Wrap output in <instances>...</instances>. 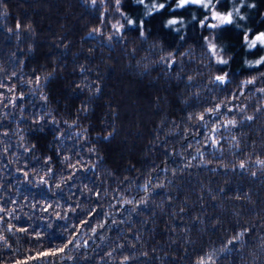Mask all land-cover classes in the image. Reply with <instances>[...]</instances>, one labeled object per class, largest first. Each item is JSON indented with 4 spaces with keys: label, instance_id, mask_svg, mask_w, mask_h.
Masks as SVG:
<instances>
[{
    "label": "trees",
    "instance_id": "obj_1",
    "mask_svg": "<svg viewBox=\"0 0 264 264\" xmlns=\"http://www.w3.org/2000/svg\"><path fill=\"white\" fill-rule=\"evenodd\" d=\"M245 3L209 29L196 6L0 0V264H264V48L243 40L264 0Z\"/></svg>",
    "mask_w": 264,
    "mask_h": 264
},
{
    "label": "snow or ice",
    "instance_id": "obj_2",
    "mask_svg": "<svg viewBox=\"0 0 264 264\" xmlns=\"http://www.w3.org/2000/svg\"><path fill=\"white\" fill-rule=\"evenodd\" d=\"M117 4H119L121 2V0H116ZM221 2V0H175V8H171L170 5H166L165 3H154V0H136V3L139 5H142L145 7V15H151L154 12H159L163 9H165L166 7H168L173 13H175L176 9H185L189 6H196L199 7L203 10H205L206 14L202 19H197V17L195 15L192 16L193 20H197V22L200 24L201 27L203 28H209V29H219L222 26H226V25H233L235 24L236 27H241V25L239 24V21H243L245 19V16L241 15V10L238 7H235V4L240 3L243 6H252L254 7V5H250V4H246L245 0H233V11H229L226 14H222L219 11H216V7L217 4H219ZM93 3H95V0H93ZM125 22L128 25H136L137 23L142 24V21H133L130 18H128L127 16L124 17ZM210 21H216V23H212ZM185 22L183 19H176V18H170L166 21L165 23V27H172L175 25H183ZM114 27L116 28V31L119 32L120 29L122 27H124V25H114ZM181 29L179 27L175 28V31L179 32ZM141 35H144L143 32H141ZM180 39H183V37L181 36ZM243 40L244 43L247 47L248 50H253L256 49L257 46L264 48V32H260L259 34H253V38H249L248 34H243ZM208 50L211 52V54L215 57H217V63L219 64H227L228 61L223 59L222 57L219 56V53L217 51V45L212 43L211 41L208 42L207 45ZM172 53H169V58L171 57ZM165 57L161 56V60H164ZM250 66L251 65V62ZM261 64H264V57H261V59H258L255 61V65L259 66ZM191 79V78H189ZM215 81L219 82L221 84L226 82V76L225 75H217L215 77ZM39 82V81H38ZM253 80H249L246 81V83H253ZM209 113L218 111L215 108H211L207 110ZM200 120L203 121L204 120V115L202 114L200 117ZM248 119H251V117H249ZM236 123V121L234 120H229L228 124L230 125H234ZM219 125L217 126V129H219ZM109 136L111 135V133L108 134ZM107 138V137H105ZM213 143H216V141H213ZM91 151V149H90ZM65 159L67 160L68 157H65ZM73 167H75V165H73ZM240 167H244L243 164L240 165ZM27 175V173H26ZM68 179H71V177H68ZM45 181L42 179L41 183H44ZM57 187H60V185H57ZM126 203H131V201H127ZM45 211H47V209H44ZM0 211H3L2 208H0ZM87 223V221L85 222ZM22 231H27L26 229H22ZM95 231V230H94ZM242 235V234H241ZM0 239H3L2 237H0ZM237 239H239V237H237ZM73 243H75V240H69L67 242V244L64 245L63 248H60L52 253H43L41 255L47 256V255H57L58 253H62L65 251V249H67L69 247V245H72ZM229 243H232L231 241ZM35 258V257H34ZM127 259V258H125ZM201 264H203V261L201 262Z\"/></svg>",
    "mask_w": 264,
    "mask_h": 264
}]
</instances>
